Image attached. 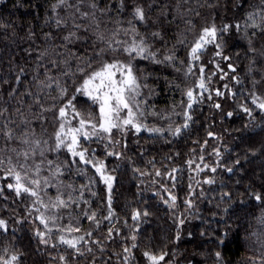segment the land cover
Wrapping results in <instances>:
<instances>
[{
    "label": "trees",
    "instance_id": "trees-1",
    "mask_svg": "<svg viewBox=\"0 0 264 264\" xmlns=\"http://www.w3.org/2000/svg\"><path fill=\"white\" fill-rule=\"evenodd\" d=\"M56 3L0 0V129H12L18 138L27 133L29 140L47 141L41 145L47 149L44 157L37 152L30 161L42 164L40 177L49 180L42 199L50 203L60 195L66 201L71 197V201L67 208L41 211L61 217L59 226L79 227L81 231L74 235H93L86 236L89 244H82L83 255L64 245L52 247L58 235L55 230L49 244H42L35 234L37 229L45 231L36 219L40 213L33 208L35 198L17 196L8 189L7 184L15 181L5 178L0 170V220L7 225L6 231L0 229V255L19 254L18 264H150L144 256L147 251L166 253L161 264H220L215 255L220 252L222 264H264V200L257 201L252 195H264V111L251 100L253 93L264 99V32L244 27L249 23L248 14L257 12L262 0H123L122 6L121 0H67L54 9ZM137 6L144 9L143 22L133 19ZM255 20L264 25L260 16ZM237 23L241 25L239 31L233 27L223 34L222 56L217 57L218 49L209 44L199 61H191L190 49L203 28L214 24L220 29ZM132 27L138 32L136 38H144L156 52L157 60L175 57L168 63L133 61L141 84L147 85L138 100L145 113L141 122L149 128L182 125L185 93L190 88L194 95L199 92V68L204 67L205 77L216 75L208 83L209 92L188 110L192 119L179 136L169 131L156 134L114 129L111 141L106 134L99 139H81V147L88 150L94 162L103 161L107 174L114 177V215L106 220L109 209L105 184L91 165L71 157L66 149L53 150L55 133L60 126L59 108L73 95L77 111L98 115V107L76 93V88L85 72L96 69L102 60L127 62L126 54L107 49V44L131 42ZM71 33L75 36L65 40ZM99 35L104 41L97 39ZM223 56L231 59L224 60ZM223 73L227 76L222 79ZM61 88L67 89L64 97L60 96ZM217 89L224 95L216 96ZM217 103L219 109L214 107ZM242 105L252 110V116L242 110ZM228 112L233 115L227 117ZM18 138L9 140L0 134V156L15 157L13 148L27 150L29 146ZM109 152L119 156H109ZM73 159L77 162L72 163ZM48 160L62 164V174L53 176ZM189 160L195 163L189 165ZM196 164L208 167L198 172ZM208 180L213 182L206 183ZM172 196L176 197L174 202L170 201ZM136 211L141 216L134 220ZM85 212H96L99 225L86 219ZM145 212L148 214L143 215ZM50 227L55 229L54 225ZM109 228L113 229L112 239H107ZM225 233L227 244H218ZM92 240L101 243L92 244ZM124 248L131 249L127 262ZM61 255L66 261L59 259Z\"/></svg>",
    "mask_w": 264,
    "mask_h": 264
},
{
    "label": "snow or ice",
    "instance_id": "snow-or-ice-1",
    "mask_svg": "<svg viewBox=\"0 0 264 264\" xmlns=\"http://www.w3.org/2000/svg\"><path fill=\"white\" fill-rule=\"evenodd\" d=\"M67 0H57V3L52 7L55 9L61 5H65ZM123 5V0H121V6ZM93 9L97 6L95 3L91 5ZM103 11V10H101ZM82 15L87 16L88 13H83ZM256 16H260L261 20H264V0H262V6L255 13H249L247 16V20L249 23L244 25L245 29L248 27L252 28H260L262 32H264V25L256 23ZM94 18V16H93ZM133 19L138 21H145V12L142 7H135L133 11ZM59 23V21L57 22ZM131 24L132 22L129 21ZM235 28L237 31L240 30L241 25L239 23L235 25H224L222 28L217 29V27L213 24L211 27H205L202 29L198 38L195 40L194 44L190 49V59L193 62L199 61L200 55L203 53L204 49L209 45H214L218 51L215 53L217 57L222 56V37L223 34L228 32L230 28ZM125 34H127L128 30H124ZM131 32L133 33V38L131 42L127 41H109L107 44V49H111L112 51H116L117 49L122 53L126 54L128 57L127 62L121 60H112V61H101L99 66L92 70L91 72H85V78L83 79L82 84L76 88V93L82 94L86 96L94 105L98 107V115L94 116L92 113L82 114L80 111L76 110L73 101L76 99V96L73 95L71 99H68L63 107L59 108L58 119L60 121L59 130L55 133V151H59L60 149H66L68 153L71 154V157L78 158L79 162L85 165H91V167L95 170L97 174H99L100 179L105 184L108 190V215L104 217L106 220H110L114 213L111 209L112 197L111 191L113 187L114 177L107 174L106 165L103 161H95L94 157H90L88 154V150L81 147V139L88 141L92 137L101 138V134H106L107 139L111 141V134L113 130H117L120 132H124L127 129H134L136 133L143 131H147L149 133L163 134L165 131H169L173 136H179L184 129L189 127V121H191L192 117L189 114L190 109L193 108V105L198 102V100H202L204 97V93L209 92L208 83L211 81V76L216 75V73H212L210 76H204V67L201 66L199 68V72L201 73L199 80L196 84V89L199 90L197 94L194 95L193 89H188L185 95L187 96V105L186 110L183 112L184 123L180 126L172 128L169 126L168 129H163L159 127L149 128L146 124L141 122V118L145 115L144 111L141 110L140 101L138 97H141V89L142 87H147L146 84L142 85L140 82V77L136 74V70L134 68L133 61L136 59H145L152 60L155 63H168L175 60V57L172 55L165 56L163 60L156 59V52L151 50V46L147 43L144 38L137 39L138 32L135 27L131 28ZM255 34V33H253ZM153 36H158L159 33H153ZM72 36H75V33H71L69 36L65 37V40H70ZM98 40L104 41V36L99 35L97 37ZM115 45V47H113ZM107 49H101V52L106 51ZM99 55V53L97 54ZM224 60H230V57L223 56ZM88 67H91V62H88ZM228 67L235 71L233 65L229 64ZM219 69V65H217ZM81 72H84V69H79ZM222 71V70H221ZM23 72V69H21ZM188 72H192V67H189ZM227 76V73H223L221 78ZM19 79V77H17ZM239 82V81H237ZM51 87V85H46ZM59 87V85H57ZM227 88V85L224 86ZM67 94L66 88L60 89V96L64 97ZM216 96H223L224 92L219 89L215 90ZM211 99V94L208 96ZM252 103L259 108L261 111H264V99H261L259 96L252 94ZM215 108L219 109L221 107L220 104H215ZM242 110L252 116V110L248 107L241 106ZM233 113L228 112L226 114L227 117H231ZM76 120L77 124L73 126L72 121ZM5 127H7L5 125ZM0 134L5 136L7 139H17L15 137L14 131L12 129H8L7 131H3L0 129ZM208 135L211 137L213 133L209 132ZM28 134L25 133L24 137L18 138L21 139V143L28 145L27 150H17L15 148L11 149V151L15 154V157L8 156L2 157L0 156V170L3 171L5 178L11 177L15 182L7 184V188L13 190L17 196L21 194H27L30 197H34L33 208L35 211L40 214L36 217L39 220V223L43 226L45 231H40L37 229L36 236L40 238V242L42 244H49V240L51 239V234L55 230L58 234L56 237V243L52 244V247H57L58 245H64L68 249H72L75 254L83 255L81 251V246L88 245L89 240L87 237H92L93 233L88 232L85 235H74V233H79L81 230L79 227H63L57 224V221L61 219V217L53 214V215H45V212L41 211V208L44 210H55L59 208H67L70 206L71 197L66 201L61 198L60 195H57L54 201H50V203H45L42 199V191L44 188L49 186V180L47 177H40L41 166L42 164L30 163V161L34 160L37 152L41 157H44L45 149L42 147L43 144H47V141L41 142L40 140H29L27 138ZM207 141H205V144ZM217 156L220 155L218 150H214ZM107 155L119 156V153L109 152ZM200 160L203 161L204 157L201 156ZM76 159H73L72 163H76ZM43 163V161H42ZM47 165L49 169L52 171L53 176H59L62 174L63 165L57 164L52 160H48ZM189 165L195 163L193 160H189L187 162ZM239 163V161H237ZM208 165L204 164V168H207ZM204 168H201L199 164H196V171H203ZM213 172L216 171L215 168L211 169ZM176 169H173L175 172ZM227 171L232 172V168H228ZM143 174V173H142ZM157 176H160L161 173L159 171L156 172ZM171 176V173H169ZM174 179V177H172ZM94 182V181H93ZM206 183H212L213 181L208 180ZM69 187H71L69 185ZM82 188L85 186H81ZM3 194V188H0V195ZM95 195V193H93ZM225 195H228L227 193ZM257 201L264 200V195L260 193L252 194ZM172 201L176 200L175 196L171 197ZM85 203H87L85 201ZM39 205L40 207H36ZM175 206L174 203L172 205ZM145 212L143 215H147ZM84 216L86 219L95 222L99 225V221H97V213L92 212L90 215L85 212ZM141 216L139 211L133 213V219L137 220ZM183 223V221H180ZM51 225L55 226L50 227ZM0 229L7 230V225L4 220H0ZM119 232V229H116ZM113 229H108L107 239H112ZM47 237V238H46ZM227 234H224V239L218 240V244L226 245L227 244ZM133 240L136 239L135 236L132 237ZM92 244L99 245L101 241L92 240ZM132 247H136L135 244ZM88 252L92 251L91 247L86 249ZM103 250V249H101ZM7 253V249L4 250ZM125 255L124 260L127 262L131 257V249L124 248ZM166 253L161 255H155L150 252H144V256L148 258L150 264H161V261H164ZM217 260L222 264L221 253H215ZM61 261H66V257L61 255L59 257ZM19 254H12L10 256L0 255V264H18Z\"/></svg>",
    "mask_w": 264,
    "mask_h": 264
},
{
    "label": "rangeland",
    "instance_id": "rangeland-1",
    "mask_svg": "<svg viewBox=\"0 0 264 264\" xmlns=\"http://www.w3.org/2000/svg\"><path fill=\"white\" fill-rule=\"evenodd\" d=\"M75 126V125H74ZM117 132H119V131H117ZM170 201H172V199H170ZM50 211V210H49ZM51 212V211H50ZM52 213V212H51ZM53 215V214H52ZM167 264H170V263H167Z\"/></svg>",
    "mask_w": 264,
    "mask_h": 264
}]
</instances>
